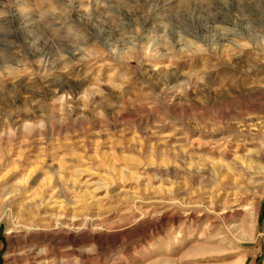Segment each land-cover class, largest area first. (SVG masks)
<instances>
[{"label":"rangeland","instance_id":"obj_1","mask_svg":"<svg viewBox=\"0 0 264 264\" xmlns=\"http://www.w3.org/2000/svg\"><path fill=\"white\" fill-rule=\"evenodd\" d=\"M62 263L264 264V0H0V264Z\"/></svg>","mask_w":264,"mask_h":264},{"label":"bare ground","instance_id":"obj_2","mask_svg":"<svg viewBox=\"0 0 264 264\" xmlns=\"http://www.w3.org/2000/svg\"><path fill=\"white\" fill-rule=\"evenodd\" d=\"M259 121V120H258ZM259 123V122H258ZM252 124V123H251ZM263 125V124H262ZM249 127V126H248ZM259 127V126H258ZM261 127V125H260ZM262 128V127H261ZM250 130V129H249ZM238 132H242L241 130H238ZM228 141V140H227ZM230 141V140H229ZM224 145V144H223ZM228 145V143H227ZM225 146V145H224ZM223 146V147H224ZM221 145L216 146L215 148L219 150V153L221 155H226V150L225 147H221ZM215 148L210 149L211 151L214 150ZM217 151V150H216ZM233 152V151H232ZM230 158V157H229ZM235 159V158H232ZM236 161V160H235ZM219 163V162H218ZM238 163V162H237ZM248 163L245 162V168L241 169L243 170L244 174L250 175L251 176V166L247 165ZM254 171V169H253ZM227 174V173H226ZM226 177V176H225ZM246 178V177H245ZM227 179V177H226ZM230 179V178H229ZM227 179V180H229ZM223 180V178H222ZM238 182V181H237ZM237 182L235 181L234 185L231 186V190L229 192V197H228V192L227 195H225L221 200H220V195H215V196H208L207 201L204 205L202 204H189V208L192 210H201V214L203 213V216L208 219V232H212L216 224H219L218 222H221L220 228L216 232L217 236L214 237V240H221V241H232L234 239V234L233 232L236 230V224H228V218L231 217L232 213H242L243 217L247 216L249 212L252 213V215L256 216L257 214V209L256 205L254 202L250 201L248 191V187L242 188L241 186H238ZM244 182V181H243ZM241 184V183H240ZM245 185V184H244ZM224 186V185H223ZM229 187V185H227ZM227 188V187H226ZM230 188V187H229ZM222 189V188H221ZM211 191V190H210ZM226 191V190H225ZM217 192V191H216ZM208 193V192H207ZM214 193V192H213ZM212 193V194H213ZM231 193V194H230ZM245 196V197H244ZM205 198V199H206ZM219 200V201H217ZM196 202V201H195ZM3 203V202H2ZM202 203V202H201ZM187 213V212H186ZM199 213V211H198ZM250 213V214H251ZM189 214V213H188ZM56 215V214H55ZM251 216V215H250ZM253 216V217H254ZM232 218V217H231ZM256 218V217H254ZM253 218V219H254ZM57 219V218H56ZM190 219V218H189ZM193 219V218H192ZM235 219V218H234ZM17 223V222H16ZM56 223V222H55ZM190 223V222H189ZM20 224L24 227L28 226L27 223L25 224L24 222H20ZM64 224V223H63ZM65 225V224H64ZM73 227V226H72ZM219 227V226H218ZM77 228V227H76ZM237 233V232H236ZM53 235V234H52ZM62 238V237H61ZM213 239V238H212ZM59 240V239H58ZM50 241V239H49ZM230 244V243H229ZM31 245V244H30ZM30 247V246H29ZM40 249V248H39ZM38 250V249H37ZM51 251V250H50ZM52 252V251H51ZM28 254H36L37 259L41 260L43 257H41V251H36V248L32 247L28 250ZM25 258V257H23ZM25 260V259H23ZM24 262V261H23ZM75 262V261H74ZM63 264V263H62Z\"/></svg>","mask_w":264,"mask_h":264}]
</instances>
